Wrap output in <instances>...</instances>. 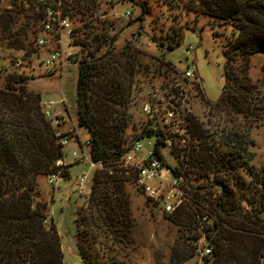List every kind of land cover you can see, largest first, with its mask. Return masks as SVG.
<instances>
[{
    "label": "trees",
    "instance_id": "obj_1",
    "mask_svg": "<svg viewBox=\"0 0 264 264\" xmlns=\"http://www.w3.org/2000/svg\"><path fill=\"white\" fill-rule=\"evenodd\" d=\"M4 1L10 8L0 6V43L8 49L24 50L25 46H31L40 30L36 33L34 29L41 27V9L35 0H0V3ZM95 1L69 0L63 7L71 21V45L86 49L94 44L91 51L77 60L75 88L77 125L87 131L85 141L89 145L84 142L87 156L92 163L102 164L91 175L85 205L74 211L75 247L82 264H97L99 253L120 252L132 244L134 220L126 182L132 183L133 174L120 166L127 149L122 146L124 133L131 122V115L125 112L126 94L134 76L148 74L150 70L139 60L142 52L129 44L106 58L116 35L107 33L112 24L93 18ZM194 1L205 15L231 26L234 31L223 50L221 94L214 103L205 101L214 111L213 116L220 118L217 128L208 133L202 123L192 121V144L189 148L171 150L181 166L186 158H192L194 167L205 172L200 178L206 179L217 166L226 171L243 167L252 159L248 151L253 145L249 131L253 123L264 121V99L251 96L255 87L246 76V60L257 53L264 54V3L262 0ZM74 21L77 26L72 25ZM93 21L101 24L97 33H93L97 29L91 24ZM28 31L34 35L33 40H28ZM165 40L157 46L172 49L179 45L180 34L174 32ZM162 59L157 57L154 61L160 67H172ZM238 60L244 62L236 65ZM25 80L22 74L11 72L0 87V264H62L60 237L48 214L49 192L43 186L51 175L62 180L69 176L64 171L65 164H56L63 161V147L41 112L39 97L27 91ZM194 85L199 87L198 83ZM240 118L246 121L236 123ZM146 127L142 125V132L135 138L153 137V151L159 155L156 145L160 140ZM219 147L225 150L223 156L215 155ZM176 169L182 171L180 166ZM182 174L186 177L185 172ZM256 175L253 191L247 192L242 184L232 183L237 195L226 182L212 178L207 184L197 183L196 179L191 183L189 179L192 205L166 216L187 219L194 229L199 218L206 216V221L199 224L201 232L189 240L192 245L202 233L207 240L211 253L201 259L202 264H261L264 173L260 170Z\"/></svg>",
    "mask_w": 264,
    "mask_h": 264
},
{
    "label": "rangeland",
    "instance_id": "obj_2",
    "mask_svg": "<svg viewBox=\"0 0 264 264\" xmlns=\"http://www.w3.org/2000/svg\"><path fill=\"white\" fill-rule=\"evenodd\" d=\"M262 1L264 3V0ZM95 4L93 18L100 23L104 21L112 24V28L107 30V33L116 35V40L110 46L106 58L118 53L124 45L129 44L134 50L142 52L143 56H140L139 60L150 67L148 74L134 76L129 93L126 94L125 112L131 115V122L125 129L122 146H127L130 140L142 132L141 127L145 124L136 110L138 105L136 95L139 89L144 96L151 88H156L160 93L172 98L174 109L185 119L186 148L192 144V121L202 123L208 133L217 128L215 125L220 118L213 116L214 111L205 101L214 103L221 94L224 84L223 50L233 36L232 27L205 15L194 0H96ZM0 6L10 8L5 1L1 2ZM125 11L130 13L128 21L122 19ZM98 22L91 23L97 27L93 29V33L100 31L101 24ZM72 25L77 26L78 23L74 21ZM40 28L36 26L35 32L37 33ZM174 32L180 34L179 45L172 49H167L164 45L160 49L158 43H164L165 37L171 36ZM27 33L28 40H33L34 35H31L30 31ZM40 33L39 30L37 35ZM71 40L69 34L65 31L61 32L59 48L62 57L52 70H45L41 66V59L46 49H36L32 43L31 46H25L24 50H15L8 49L0 43V87L8 73L22 74L26 77L27 91L38 96L40 102L53 100L56 103L54 112L66 118L62 131L68 143L63 147V164H65L64 171L69 177L58 180L55 186H50L46 182L43 187L49 192L48 195L45 194L49 202L48 214L60 237L62 264H82L75 247L74 211L85 205L90 189V178L95 169L84 145L87 131L77 125L75 88L77 60L91 51L94 44L84 49L71 45ZM54 47L56 46L50 44L48 50ZM157 57L163 58L162 60L170 63L172 67L169 69L160 67L154 61ZM242 62L244 61L238 60L235 64ZM246 63V76L255 87L251 96L253 99L259 100L261 97L264 99V54L257 53L249 57ZM155 67L158 68L156 72ZM186 70L192 71L199 82V87L194 85L196 82L188 85L176 77L178 72ZM176 84L178 87H175ZM165 87L167 89L163 91ZM179 90L185 96L182 100L176 98ZM241 121L246 120L240 118L236 123ZM253 124L249 131L253 145L248 147V151L252 153L251 161L243 167H234L226 171L217 166L216 170L209 171L206 179L200 178L205 172L194 167L192 158H186L181 166L177 163L174 154L164 149L159 151L168 164L180 166L191 183L196 179L197 183L207 184L214 178L226 182L235 195L237 190L233 182L242 184L247 192L253 191L256 173L260 170L264 173V121ZM139 141L144 151L150 150L154 144L153 137H143ZM208 141L211 142L210 138ZM73 151L77 154V158L72 157ZM224 152V148L219 147L215 155L223 156ZM213 158L216 160V157ZM80 175L87 177L84 184L86 197L77 196L74 192V182ZM126 191L129 194L130 210L134 220L131 232L132 244L130 248L120 252L105 250L99 253L96 256L97 264H202L193 256L192 245L189 243L193 234L201 232L199 224L194 229L193 224L187 219L166 217L167 215L145 200L130 181L126 182ZM91 250L94 251L95 248L92 247ZM261 264H264V259Z\"/></svg>",
    "mask_w": 264,
    "mask_h": 264
},
{
    "label": "built area",
    "instance_id": "obj_3",
    "mask_svg": "<svg viewBox=\"0 0 264 264\" xmlns=\"http://www.w3.org/2000/svg\"><path fill=\"white\" fill-rule=\"evenodd\" d=\"M69 0H35L36 5L41 9V28L40 34L33 40V46L36 49H46L45 55L41 59V66L45 70H52L61 60L62 54L59 48L61 32H70L71 21L68 15L64 13V2ZM130 13L125 11L122 19L128 21ZM50 44L55 45L53 49L48 50ZM176 77L184 83L192 85L195 82L199 84L196 77L190 70L178 72ZM167 87V86H166ZM163 91H166L167 88ZM175 87H178L177 84ZM174 87V88H175ZM177 90V89H176ZM139 93V94H138ZM177 99L185 98L181 90L177 91ZM138 105L137 112L144 119L147 126L146 129L157 134L160 142L156 145L158 150L164 149L171 152L174 148L184 147L186 124L185 119L177 113L173 107V100L170 96L160 93L159 89L151 88L145 96L141 90H137ZM62 103V102H61ZM40 109L44 118L49 122L50 126L55 130V137L58 143L64 147L67 145V138L63 137V123L66 118L56 114L54 107L56 103L51 100L40 102ZM67 109V108H66ZM65 110V109H64ZM150 137V136H149ZM140 138L130 140L126 146V151L121 156L120 166L129 169L132 174V185L140 192V194L150 202L154 208L162 213L169 215L187 209L192 204L190 198L192 196V188L188 185V179L178 171L177 166H172L165 161V158L159 151V155L154 153L152 145L150 150L144 151L140 143ZM155 143V141H154ZM86 146L89 144L85 141ZM171 154V153H170ZM73 158H77V154L71 153ZM86 157V156H84ZM83 160V158H81ZM57 165H62L63 161L58 160ZM94 169H101L100 162L92 163ZM60 180L57 175H51L47 178V184L55 186ZM87 181L86 175H80L76 178L75 194L82 196L84 194V184ZM218 191V186H213ZM206 216L199 218L198 223H204ZM193 256L199 261L204 256L211 253V249L205 239L203 233L192 242Z\"/></svg>",
    "mask_w": 264,
    "mask_h": 264
}]
</instances>
